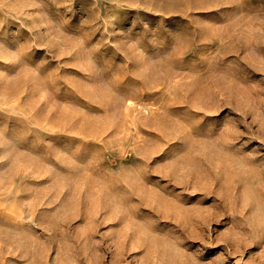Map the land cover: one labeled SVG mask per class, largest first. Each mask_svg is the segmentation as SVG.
<instances>
[{"label":"rangeland","instance_id":"rangeland-1","mask_svg":"<svg viewBox=\"0 0 264 264\" xmlns=\"http://www.w3.org/2000/svg\"><path fill=\"white\" fill-rule=\"evenodd\" d=\"M41 40L115 72L78 126L0 77V114L43 125L0 129V264H264V0H0V63Z\"/></svg>","mask_w":264,"mask_h":264},{"label":"clouds","instance_id":"clouds-1","mask_svg":"<svg viewBox=\"0 0 264 264\" xmlns=\"http://www.w3.org/2000/svg\"><path fill=\"white\" fill-rule=\"evenodd\" d=\"M37 49L30 58L35 62L34 67L25 60L15 65L0 63V77L5 73L14 75L27 70L31 83L30 95L40 100V104L36 105L40 112L50 116L47 123L56 121L65 108L78 114L74 126H78L85 117L96 114L100 109L97 90L114 77L115 69L108 63V54H94L83 40L78 41L70 51L62 48L53 50L43 40L37 43ZM44 49L49 51L45 52ZM46 55L48 60H44ZM0 129L6 130L13 140L23 138L26 146H30L35 139V131L43 130V125L24 124L9 115L0 114ZM2 137L3 132L0 131ZM70 142L71 138L66 136L46 138L44 143L36 144L35 150L46 153L49 144L62 147ZM10 147L11 144L0 143V148L8 150Z\"/></svg>","mask_w":264,"mask_h":264},{"label":"snow or ice","instance_id":"snow-or-ice-1","mask_svg":"<svg viewBox=\"0 0 264 264\" xmlns=\"http://www.w3.org/2000/svg\"><path fill=\"white\" fill-rule=\"evenodd\" d=\"M242 131H243V129H242ZM208 203H210V201H208ZM255 250L256 249H253L252 251H255ZM218 251H220V250L219 249H214V250L213 249H209V250H207L205 255H204V257H203V259H205V260L209 259L211 256L215 255V253L218 252ZM229 264H235V261L234 260L229 261Z\"/></svg>","mask_w":264,"mask_h":264}]
</instances>
